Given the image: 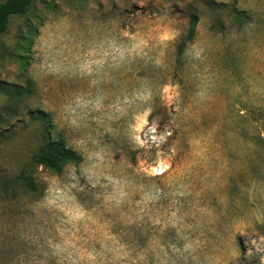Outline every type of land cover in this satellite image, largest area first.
Segmentation results:
<instances>
[{
    "label": "rangeland",
    "instance_id": "1",
    "mask_svg": "<svg viewBox=\"0 0 264 264\" xmlns=\"http://www.w3.org/2000/svg\"><path fill=\"white\" fill-rule=\"evenodd\" d=\"M37 113L81 160L35 164L31 192L17 180L45 143ZM0 264H264V0H33L13 16Z\"/></svg>",
    "mask_w": 264,
    "mask_h": 264
},
{
    "label": "trees",
    "instance_id": "2",
    "mask_svg": "<svg viewBox=\"0 0 264 264\" xmlns=\"http://www.w3.org/2000/svg\"><path fill=\"white\" fill-rule=\"evenodd\" d=\"M211 0H209L210 2ZM33 0H4L0 2V35L5 33L11 23V19L15 15H23L30 9ZM239 21L242 19V15H246L245 11L239 13ZM198 23V16L192 14L190 16V27L187 35L182 38L178 44V56H182L187 44L192 42L196 36V28ZM15 95L21 96L27 93L28 90H24L16 85L10 86ZM11 89V90H12ZM11 96V92L7 91ZM249 110H247L248 112ZM254 114V112H250ZM36 117L43 124L45 143L42 146L40 152L35 156L34 161L30 163L20 174L17 182L19 181L27 191H37L38 185L35 182L33 167L36 165H42L46 169H49L55 173H60L62 168L71 162H78L81 160V156L73 149L70 148L66 141L60 137L56 140L51 138V126L48 116L44 113H37ZM257 123H262L260 120H256Z\"/></svg>",
    "mask_w": 264,
    "mask_h": 264
},
{
    "label": "snow or ice",
    "instance_id": "3",
    "mask_svg": "<svg viewBox=\"0 0 264 264\" xmlns=\"http://www.w3.org/2000/svg\"><path fill=\"white\" fill-rule=\"evenodd\" d=\"M164 173V169H160V173L159 174H163Z\"/></svg>",
    "mask_w": 264,
    "mask_h": 264
},
{
    "label": "clouds",
    "instance_id": "4",
    "mask_svg": "<svg viewBox=\"0 0 264 264\" xmlns=\"http://www.w3.org/2000/svg\"><path fill=\"white\" fill-rule=\"evenodd\" d=\"M41 167H42V165H41Z\"/></svg>",
    "mask_w": 264,
    "mask_h": 264
}]
</instances>
